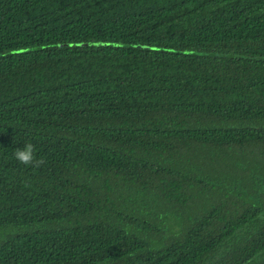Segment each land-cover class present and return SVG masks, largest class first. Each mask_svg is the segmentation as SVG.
I'll list each match as a JSON object with an SVG mask.
<instances>
[{"label":"trees","instance_id":"trees-1","mask_svg":"<svg viewBox=\"0 0 264 264\" xmlns=\"http://www.w3.org/2000/svg\"><path fill=\"white\" fill-rule=\"evenodd\" d=\"M0 264H264V0H0Z\"/></svg>","mask_w":264,"mask_h":264},{"label":"clouds","instance_id":"clouds-1","mask_svg":"<svg viewBox=\"0 0 264 264\" xmlns=\"http://www.w3.org/2000/svg\"><path fill=\"white\" fill-rule=\"evenodd\" d=\"M14 158L25 166L40 167L45 161L38 159L35 153V146L32 143H25L22 148H16L13 152Z\"/></svg>","mask_w":264,"mask_h":264}]
</instances>
